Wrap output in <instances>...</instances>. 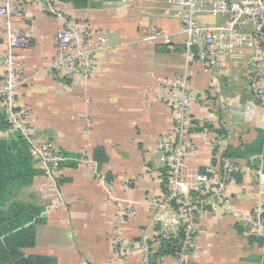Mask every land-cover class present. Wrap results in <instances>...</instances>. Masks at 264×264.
I'll use <instances>...</instances> for the list:
<instances>
[{"label":"crops","instance_id":"obj_1","mask_svg":"<svg viewBox=\"0 0 264 264\" xmlns=\"http://www.w3.org/2000/svg\"><path fill=\"white\" fill-rule=\"evenodd\" d=\"M60 4L76 23L103 33L106 48L88 82L54 78L44 69L61 22L39 5L24 6L20 25L30 27L32 35L23 66L31 79L16 104L34 110L38 135L67 160L55 193L37 191L45 183L39 172L31 184L9 188L0 201L1 237L24 234L28 239L13 248L14 264H141L135 253L117 258L113 241L123 240L132 248L144 232L155 235L160 229L152 228L150 217L166 179L156 141L174 123V108L158 94V77L182 73L189 81L195 148L186 158V174L204 172L212 160L234 158L243 172L227 187L226 207L245 213L255 198L264 200L263 155L246 150L264 139V109L249 91L250 72L264 70L258 41L244 46L238 60L205 71L197 59L184 56L181 22L169 0H88L84 8ZM198 17L206 24L219 21L207 13ZM149 28L169 34L171 44L147 38ZM244 31L253 36L251 28ZM4 51L0 24V55ZM2 114L5 119L0 109ZM6 129H0V140L16 137ZM237 151L246 156H226ZM83 158L93 165L81 162ZM255 158H260L258 165ZM197 225L193 264H264L263 239L249 235L232 214L201 210ZM155 252V264H176V252Z\"/></svg>","mask_w":264,"mask_h":264},{"label":"built area","instance_id":"obj_2","mask_svg":"<svg viewBox=\"0 0 264 264\" xmlns=\"http://www.w3.org/2000/svg\"><path fill=\"white\" fill-rule=\"evenodd\" d=\"M169 2L175 5L174 16L181 22L184 56L188 61L197 59L205 71L221 67L228 59L238 60V52L244 46H252L253 40L264 50V0ZM27 5H39L45 14L61 22L52 58L44 69L54 78L88 82L98 70L97 57L106 46L103 33L76 23L56 0H0V24L5 38V51L0 55V109L7 122L6 131L21 135L28 145L34 168L45 179L37 191L50 195L56 192L67 159L49 140L38 135L34 110L16 104V96L31 79L25 73L23 56L31 46L32 29L20 25ZM202 13L219 21L202 23L198 17ZM246 28L252 29L253 36L244 31ZM145 34L149 39L171 44L170 35L163 31L149 28ZM157 81L158 94L174 108V123L156 141V149L166 168V179L164 190L152 203L150 217L152 228L159 226L160 229L155 235L144 232L132 248L123 240H114V255L124 258L135 253L141 264H155L152 260L155 245L180 236L176 264H193L190 255L199 248L197 214L201 210H224L232 214L249 235L261 237L264 242V200L255 198L245 213L226 207L227 187L237 173L243 172L237 159L226 157L219 163L212 160L204 172L186 174V158L195 148L191 142L195 127L190 113L193 98L187 76L176 73L171 77H158ZM249 91L253 102L264 109V70L259 67L250 72ZM81 162L88 166L94 163L90 158H83ZM191 191L195 193L193 196Z\"/></svg>","mask_w":264,"mask_h":264},{"label":"trees","instance_id":"obj_3","mask_svg":"<svg viewBox=\"0 0 264 264\" xmlns=\"http://www.w3.org/2000/svg\"><path fill=\"white\" fill-rule=\"evenodd\" d=\"M58 2L71 3L75 8H84L88 5V0H56ZM7 127L4 116L0 117V129ZM11 140H0V201L5 200L9 188L18 185L20 187L31 184L33 177L39 173L34 168L28 152V146L25 140L18 133ZM255 150V153H261L264 159V139H259L253 146H247L246 150ZM237 154L240 157L246 154L237 151V153H226V156ZM252 154V153H249ZM248 154V155H249ZM27 237L24 234H13L1 237L0 234V264H14L12 262L13 248L15 245L22 244ZM28 240V239H27ZM175 238L162 240L155 254L167 255L170 252L175 254L180 246V241ZM153 252V253H154Z\"/></svg>","mask_w":264,"mask_h":264},{"label":"water","instance_id":"obj_4","mask_svg":"<svg viewBox=\"0 0 264 264\" xmlns=\"http://www.w3.org/2000/svg\"><path fill=\"white\" fill-rule=\"evenodd\" d=\"M259 162H260V158H255V159L253 160V163H254V164H257V165L259 164Z\"/></svg>","mask_w":264,"mask_h":264}]
</instances>
